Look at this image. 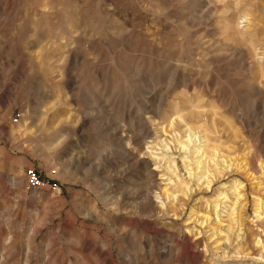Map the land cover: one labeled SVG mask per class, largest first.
<instances>
[{
    "label": "rangeland",
    "instance_id": "374dc122",
    "mask_svg": "<svg viewBox=\"0 0 264 264\" xmlns=\"http://www.w3.org/2000/svg\"><path fill=\"white\" fill-rule=\"evenodd\" d=\"M0 264H264V0H0Z\"/></svg>",
    "mask_w": 264,
    "mask_h": 264
},
{
    "label": "bare ground",
    "instance_id": "6f19581e",
    "mask_svg": "<svg viewBox=\"0 0 264 264\" xmlns=\"http://www.w3.org/2000/svg\"><path fill=\"white\" fill-rule=\"evenodd\" d=\"M214 120V119H213ZM183 123V128L184 129H186V130H184V133H190V135H189V137H190V139L188 138V140L187 141H183L185 138H186V136H182V135H180V136H182L181 137V139L179 140L178 138L176 139L177 140V143H178V141H179V144H175V148H174V150L173 151H175V150H177L176 148H177V146H181L180 147V149H179V153H181V154H179V155H181V156H183L182 154H185V156H183V157H181V159H180V161H182L181 162V166H178V161H177V159L175 158L172 162H169V163H167V168H166V170L165 171H167V174H169V175H171V181L174 179V178H176V174H177V172L179 171V170H183V171H185L186 172V174H188V177L190 178L189 179V181H187L186 182V184H187V186H191L190 184V182H192L193 181V179L195 180V177H196V173H198L197 171H199L200 170V172H205V174L208 176L207 178H205V179H203V176L204 175H201V177H199V179H198V181H203V183H202V185L201 184H196L197 185V187L199 188V189H201V187H203L204 185H205V189L206 190H208V189H210L211 188V186H212V184H213V182H215V181H218L219 179H220V177H218V176H220V175H222L224 172H226L225 173V175H227V174H232V171H233V166L232 165H230L229 163L227 164V165H225L227 162H222L223 164H224V170L223 171H221V169H213L214 170V172L212 171V175H211V173L210 172H208L207 171V173H206V170L204 169V165H205V161H207V159H209L208 157H207V154H208V152L210 151V152H212L213 154H211V155H214V157H216V158H218V157H224L222 154H221V151L219 150V148L218 147H215V145H213V147L210 145L211 143H212V141H211V139H209V137H208V135L206 134V132H205V134L203 133V135L201 136L200 134L201 133H197V137H195V139H192L193 137H191V134L194 132H192V128H190L189 126H188V124H187V121L184 119V118H181V117H176V118H174V119H172L171 120V122H170V126L171 127H176V126H179L180 124H182ZM166 133V132H165ZM167 134V133H166ZM193 134H195V133H193ZM199 135V136H198ZM167 136V135H166ZM176 140H174L173 142H175ZM198 144V145H197ZM157 145H160V144H157ZM161 145H163V147L165 146V148L167 147V145H173L172 143L170 144V143H168V142H166V140H164V141H162V144ZM160 145V146H161ZM203 145V146H202ZM218 145V144H217ZM174 146V145H173ZM222 147V146H221ZM164 148V149H165ZM170 146H168L167 147V150H170ZM193 148V149H192ZM177 151H175V152H177ZM153 153V152H152ZM192 154H197V156H199V155H201V156H199L200 157V159H198L197 161L195 160V158L194 157H192ZM155 156V155H154ZM153 156V154H152V157H154ZM206 157V159L204 160V161H201V157ZM186 157V158H185ZM198 157V158H199ZM221 157V158H222ZM187 160H190L189 162V164L190 165H187ZM218 160V159H217ZM216 160V161H217ZM226 161V160H225ZM209 163V165L211 164V162H212V160H210L209 159V161H208ZM213 162H215V161H213ZM219 163H221V162H219ZM221 163V164H222ZM161 163H159L158 164V168L159 167H161V165H160ZM208 164H207V166H208ZM172 165H173V167H174V169L172 168ZM179 165H180V163H179ZM217 165V164H216ZM195 166H197V167H195ZM219 166V165H218ZM217 166V167H218ZM223 166V165H222ZM180 167H181V169H180ZM214 167V166H213ZM205 168H206V166H205ZM209 168V167H208ZM250 168V167H249ZM160 169V168H159ZM239 170V169H238ZM211 171V170H210ZM180 174V173H179ZM166 176V175H165ZM168 176V175H167ZM183 176V175H182ZM182 176H180L179 178H181ZM179 178H177V179H179ZM180 180V179H179ZM182 182V181H181ZM180 182V183H181ZM181 185H182V183H181ZM164 193V195H163V207L165 208V210L167 211V210H169V208L170 209H173V212H174V215H176L177 213H178V210H180V207H183L186 203H184V202H182V200H180V199H178V197H176V196H174V193H170V194H167V192L166 191H164L163 192ZM176 193V192H175ZM184 197H187V196H189L188 197V200L190 199V196L192 197V195H194V192L192 191V189L191 188H189V189H182V193H181ZM238 196V195H237ZM158 197V196H157ZM164 197H165V199H164ZM160 198V197H159ZM159 198H157V199H159ZM156 199V200H157ZM147 200H148V203L149 204H153V202H154V200H155V197H153L152 195H148V197H147ZM165 200L167 201V200H169L170 202H171V206L170 207H168V205H166V202H165ZM238 201V200H237ZM186 206V205H185ZM215 209V208H214ZM216 213V212H215ZM177 217H179L178 215H177ZM220 217V214H218L217 213V218H219ZM204 224V222H202L201 223V225H203ZM189 233H191V231L189 230L188 231ZM202 234V232H199L198 233V235H201Z\"/></svg>",
    "mask_w": 264,
    "mask_h": 264
},
{
    "label": "built area",
    "instance_id": "2783aa9c",
    "mask_svg": "<svg viewBox=\"0 0 264 264\" xmlns=\"http://www.w3.org/2000/svg\"><path fill=\"white\" fill-rule=\"evenodd\" d=\"M27 181H28V189H53L54 191L58 189L56 185H48L45 183L39 175L34 170H29L27 172Z\"/></svg>",
    "mask_w": 264,
    "mask_h": 264
}]
</instances>
